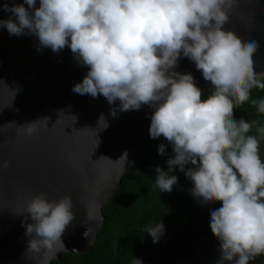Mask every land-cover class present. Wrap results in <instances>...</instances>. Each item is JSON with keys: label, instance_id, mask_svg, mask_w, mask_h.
I'll return each instance as SVG.
<instances>
[{"label": "clouds", "instance_id": "obj_1", "mask_svg": "<svg viewBox=\"0 0 264 264\" xmlns=\"http://www.w3.org/2000/svg\"><path fill=\"white\" fill-rule=\"evenodd\" d=\"M236 0H24L4 3L11 15L0 19V28L11 36L34 35L37 51L54 53L65 46L75 59L87 66L72 90L80 95L106 98L109 114L153 109L149 136H163L174 153L168 170L156 167V186L171 192L178 178L174 166L192 182L191 195L202 205L220 201L210 213L209 227L220 241L217 264H249L264 254V159L260 139L249 135L258 121L237 120L233 111L250 100L253 88L264 90L257 79L252 56L259 47L253 40L243 44L223 25ZM25 4L27 7H25ZM187 57L212 85L211 94L201 99V89L191 73L174 69ZM264 114V98L251 99ZM47 117L19 126L33 135ZM101 128L108 126L103 114ZM11 124H14L12 122ZM165 153V145L158 146ZM106 158V157H103ZM120 158L125 161L127 152ZM119 158V159H120ZM108 159V158H107ZM186 165L189 166L186 168ZM10 166L0 162V168ZM70 196L57 200L34 195L26 204L33 223L24 225L28 251L60 252L62 239L76 219ZM145 231L153 243L164 234L159 222ZM84 235L87 237V230ZM132 264H143L134 258Z\"/></svg>", "mask_w": 264, "mask_h": 264}, {"label": "water", "instance_id": "obj_2", "mask_svg": "<svg viewBox=\"0 0 264 264\" xmlns=\"http://www.w3.org/2000/svg\"><path fill=\"white\" fill-rule=\"evenodd\" d=\"M5 2L11 5L24 0H0V19L11 15L3 8ZM228 16L224 30L233 32L243 44L258 42L252 56L254 71L257 77L264 76V0H236ZM29 44L37 47L38 39L32 35ZM52 53L51 60L31 68L22 80L6 69L10 55L0 57V162H10L8 168H0V264H51L65 254L88 253L104 222L103 207L118 194L123 175L135 164L138 141L149 132L151 107L118 110L116 117L111 116L110 108L120 101L109 105L102 95L93 98L75 93L73 85L82 80L87 66L67 46ZM174 70L191 73L201 92L212 90L211 82L187 57ZM101 114L107 119L106 128H101L102 122L98 125ZM44 117L47 126L41 121L31 136L19 128ZM125 151L124 161L120 157ZM41 193L49 200L70 196L76 215L62 237L65 248L47 252L46 261L44 249L37 254L28 251L24 227L33 223L26 204ZM219 246L199 235L193 256L175 264H217ZM258 257L249 264H256ZM135 258L150 264L144 253Z\"/></svg>", "mask_w": 264, "mask_h": 264}, {"label": "trees", "instance_id": "obj_3", "mask_svg": "<svg viewBox=\"0 0 264 264\" xmlns=\"http://www.w3.org/2000/svg\"><path fill=\"white\" fill-rule=\"evenodd\" d=\"M31 37L18 36L19 44L24 51L36 52L37 47L29 44ZM5 45L0 39V57L10 55L6 69L22 80L23 72L14 64L15 51ZM40 50L52 51L49 48ZM257 79L264 81V76ZM211 91L202 93L201 99H206ZM262 98L264 90L253 88L250 100L233 111L237 120L258 121L249 135H259L257 127L264 126V114L251 104V99ZM162 143L165 145L163 155L158 153ZM138 148L135 164L121 179L119 194L102 209L103 227L90 251L79 255L65 254L60 261L53 260L51 264H128L139 253H146L150 264H175L193 256L199 235L220 244L211 232L209 222L211 211L219 208L221 202L207 206L199 203L190 193L192 182L176 166L170 174L177 176V184L171 192L160 191L155 183V169L159 166L168 170L167 160L174 155L171 145L163 136L154 139L148 132L140 137ZM159 222L163 223L165 231L159 242L153 243L145 229ZM256 264H264V254L258 257Z\"/></svg>", "mask_w": 264, "mask_h": 264}, {"label": "rangeland", "instance_id": "obj_4", "mask_svg": "<svg viewBox=\"0 0 264 264\" xmlns=\"http://www.w3.org/2000/svg\"><path fill=\"white\" fill-rule=\"evenodd\" d=\"M0 39H2L5 42L6 48L14 49L15 54H16L14 64L17 68H19L23 72L24 79H26V76H27V74L31 68H33L34 66L39 65L41 63H44L48 60H51L53 58L52 51L51 52H48L46 50H39L36 52L24 51L19 44L18 36L9 35L8 31L4 28H0ZM28 83L30 84L31 87L35 86V82L28 80ZM202 93H205V92H202ZM257 137L259 139V135H257ZM260 156L262 159H264V139H260ZM120 190H121V187H120ZM120 190H119V192H120ZM119 192H118V194H119ZM102 227H103V225H102ZM102 227H101V229H102ZM101 229H100V231H101ZM100 231L98 232V234L100 233ZM96 238H97V236H96ZM94 243H95V241H94ZM144 254L147 255L146 253H144ZM72 255H74V254H72ZM147 257H148V255H147Z\"/></svg>", "mask_w": 264, "mask_h": 264}, {"label": "flooded vegetation", "instance_id": "obj_5", "mask_svg": "<svg viewBox=\"0 0 264 264\" xmlns=\"http://www.w3.org/2000/svg\"><path fill=\"white\" fill-rule=\"evenodd\" d=\"M23 79H24V76H23Z\"/></svg>", "mask_w": 264, "mask_h": 264}]
</instances>
